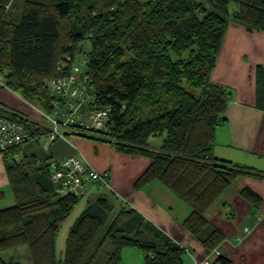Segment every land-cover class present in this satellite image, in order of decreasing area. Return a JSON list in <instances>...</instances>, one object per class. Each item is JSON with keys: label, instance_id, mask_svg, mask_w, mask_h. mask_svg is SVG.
Wrapping results in <instances>:
<instances>
[{"label": "trees", "instance_id": "1", "mask_svg": "<svg viewBox=\"0 0 264 264\" xmlns=\"http://www.w3.org/2000/svg\"><path fill=\"white\" fill-rule=\"evenodd\" d=\"M233 2L238 9L232 13ZM232 23L264 31V0H0V74L6 88L48 111L45 82L61 75L57 67L65 55L86 57L98 104L113 109L105 130L95 133L122 153L150 159L134 188L158 190L156 197L180 219L181 230L211 254L220 250L226 234L208 213L230 190L235 194L240 176H264L213 154L228 93L211 82V74ZM257 89L263 109L261 66ZM0 117L36 137L49 133L1 104ZM157 137L163 142L156 149L150 140ZM22 147L0 150L15 201L0 210V264H9L4 252L22 246L33 264H120L126 248L142 251L146 264L184 263L191 249L179 237L110 191L86 200L58 259L60 228L83 197H61L50 177L52 156L46 150L23 153ZM238 197L253 209L262 204L248 187ZM211 263L231 264L221 252Z\"/></svg>", "mask_w": 264, "mask_h": 264}, {"label": "crops", "instance_id": "2", "mask_svg": "<svg viewBox=\"0 0 264 264\" xmlns=\"http://www.w3.org/2000/svg\"><path fill=\"white\" fill-rule=\"evenodd\" d=\"M260 66L264 68V31H248L243 26L230 24L211 74V82L228 93L227 107L222 115L224 122L216 130L213 154L217 159L248 166L264 174V108L258 106L257 91V69ZM27 103L0 81L1 105L37 122L39 126L46 125L33 116L35 114L30 112ZM30 107L36 109L32 105ZM60 143L55 141L46 152L52 160H63L75 153L63 155L57 147ZM91 166L98 172L105 171L100 170L98 165ZM1 183L7 184L3 167H0ZM235 184L233 198L225 197L208 213L209 220L226 234L219 251L231 264H264V176L242 175ZM111 186L115 194L127 197V203L146 219L170 236L179 237L180 244L191 249L190 255L195 261L210 256L190 234L181 230L180 219L177 222L164 207L167 202L157 198L161 195L158 190L152 191L153 198H146L143 191L135 196L131 186L123 187L120 179ZM245 187L262 198V204L257 209L238 197L239 190ZM215 257L210 259L215 260Z\"/></svg>", "mask_w": 264, "mask_h": 264}, {"label": "built area", "instance_id": "3", "mask_svg": "<svg viewBox=\"0 0 264 264\" xmlns=\"http://www.w3.org/2000/svg\"><path fill=\"white\" fill-rule=\"evenodd\" d=\"M86 66V57L65 55L57 67L61 75L48 81L50 109H37L39 121L45 122L44 127L49 129L47 135L33 136L22 124L0 117V150L44 140V150L48 151L55 141L68 142V135L105 130L113 109L98 104ZM49 170L56 192L61 197H85L92 187L114 193L108 175L95 170L79 150L63 160H51ZM124 202L127 203V200ZM219 255L220 251L214 250L209 257L195 263L212 264L211 256Z\"/></svg>", "mask_w": 264, "mask_h": 264}, {"label": "rangeland", "instance_id": "4", "mask_svg": "<svg viewBox=\"0 0 264 264\" xmlns=\"http://www.w3.org/2000/svg\"><path fill=\"white\" fill-rule=\"evenodd\" d=\"M21 1L23 2L24 0H20V3L22 4ZM237 9H238L237 3L233 2L230 5V11L233 13ZM83 48L84 51L87 53L90 51L91 46L87 42L83 44ZM185 57H186L185 54L181 56V58H185ZM0 81L1 82L4 81L3 74H0ZM26 105L29 107L28 109L30 110V112L33 111V113L35 114L33 116L37 118L39 116V113L36 110L37 108L34 109L30 107L32 104L29 102ZM41 127L47 129L44 126ZM67 139L68 142L61 141L62 144L60 143L57 145V147L59 148L60 152L63 155L66 154L68 155L73 151H75L76 153L77 150H79L81 153H83L86 159L91 164H93V166L97 167L98 165L100 167V170H105L104 172H100V173L106 172L109 174L110 176L109 181L111 185L114 182H116L118 179H120V184H122L123 187L131 186V188L135 191V196L137 195L138 192L143 191L146 198L149 196L153 198L152 190H148L147 189L148 187L137 190L134 188L133 185V181L134 180L136 181L138 177L141 176L144 173V171L147 169L150 163L148 158L138 155L122 153L116 149L115 142L110 143L108 141H103L102 135L95 132L84 133L81 135H68ZM44 142L45 141L43 140V141H39V143H26L22 147L23 149L21 148L20 150L21 152L23 153L26 152L28 154H32V153L41 154L44 152ZM162 142H163L162 137L151 138L150 140L151 146L156 149L160 148ZM0 167L4 168V162L2 157L0 159ZM233 191L234 189L230 190V192L227 195L232 197V195L234 194ZM107 192L108 190L105 189H89L87 195L83 197L82 201L74 209L71 216L63 223L58 233L57 241H56V253L58 259L63 258L65 243L69 230L75 224L76 220L83 212L86 205V200L88 198L94 199L98 195L106 194ZM118 199L120 201H124L125 199H127V197L120 196L118 197ZM114 203L116 205V208L120 206L119 201L114 200ZM14 204H15L14 197L8 182L5 185L1 183L0 210L11 207ZM164 207L168 210V212L170 211L167 205H164ZM171 215L178 222V220L176 219V215L172 213ZM178 216H180V214ZM2 256L9 264H33L27 246H22L13 250H8L4 252ZM251 259L254 258L252 257ZM120 264H146V263L142 251L135 248H126L123 251ZM183 264H196V263L194 258L189 253H186L184 255Z\"/></svg>", "mask_w": 264, "mask_h": 264}, {"label": "water", "instance_id": "5", "mask_svg": "<svg viewBox=\"0 0 264 264\" xmlns=\"http://www.w3.org/2000/svg\"><path fill=\"white\" fill-rule=\"evenodd\" d=\"M45 85L48 86V82H45Z\"/></svg>", "mask_w": 264, "mask_h": 264}]
</instances>
